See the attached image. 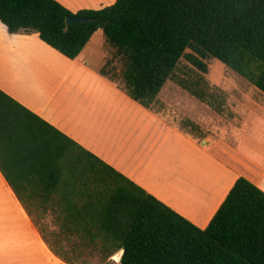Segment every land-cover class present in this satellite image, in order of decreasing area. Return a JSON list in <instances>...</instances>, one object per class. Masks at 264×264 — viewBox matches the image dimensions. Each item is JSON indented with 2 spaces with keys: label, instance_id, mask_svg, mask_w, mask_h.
Returning a JSON list of instances; mask_svg holds the SVG:
<instances>
[{
  "label": "trees",
  "instance_id": "16d2710c",
  "mask_svg": "<svg viewBox=\"0 0 264 264\" xmlns=\"http://www.w3.org/2000/svg\"><path fill=\"white\" fill-rule=\"evenodd\" d=\"M73 17L88 20L67 25ZM0 21L71 60L101 29L111 52L99 74L154 112L181 59L202 74L216 59L264 93V0H115L76 13L56 0H0ZM199 80L176 83L207 102ZM182 127L202 130L191 119ZM4 133L47 175L25 185L60 208L61 232L104 260L122 251L119 264H264V191L246 178L201 229L0 90Z\"/></svg>",
  "mask_w": 264,
  "mask_h": 264
},
{
  "label": "crops",
  "instance_id": "0c3cea01",
  "mask_svg": "<svg viewBox=\"0 0 264 264\" xmlns=\"http://www.w3.org/2000/svg\"><path fill=\"white\" fill-rule=\"evenodd\" d=\"M56 1L73 13L115 2ZM110 52L101 29L71 60L37 33H10L0 21V90L201 229L238 177L264 191V105L255 100L261 94L221 95L224 103L211 122L204 116L209 107L198 101L199 112L190 119L204 135H188L99 74ZM209 129L217 131L212 135ZM16 142L0 134V264L84 263L79 259L84 248L70 241L75 234L60 229L55 242L32 206L20 202L18 197H46L25 183L47 175L36 168L26 145ZM8 182L20 183L26 196Z\"/></svg>",
  "mask_w": 264,
  "mask_h": 264
},
{
  "label": "rangeland",
  "instance_id": "374dc122",
  "mask_svg": "<svg viewBox=\"0 0 264 264\" xmlns=\"http://www.w3.org/2000/svg\"><path fill=\"white\" fill-rule=\"evenodd\" d=\"M205 63L208 66V72L202 74L199 73L190 64H188L184 59H181L175 70V78L173 80H168L161 94V98L158 99L157 104L154 106L155 111L158 114L162 115L168 123L177 126L184 132H186V134L192 136L204 135V129L191 131L190 129L183 128L182 123L184 120L190 119V117L193 116L191 112H199L197 105H199L198 103L202 101L195 98L191 94L189 95V93L185 89L180 87L176 83V80L178 79H184L186 81H200V76L203 77V79L205 80V84H201L200 87L205 93H208L209 97L207 98V102L202 103L206 104L209 107V110H207L208 114L205 113L204 115L209 122L212 121L210 118L215 116L214 113H218L217 108L219 109L220 104L222 105L220 96L224 95L225 93L245 92L254 95L261 94V97L256 98L255 100L259 105H264V93L257 90L256 87L250 85L241 77L237 76L224 64L216 59L211 58L206 59ZM118 68H121V65H119ZM119 84L122 85V81H119ZM175 87H178V90H176ZM170 88H172V90ZM186 94H188L190 97H188ZM248 116H250L248 118L249 121H251L253 118L251 117V115ZM214 122L217 125V119H214ZM256 122L258 123L259 120H257ZM215 131H217V129H209L208 134L214 135ZM14 184L18 188H20V183ZM18 190L20 191V195L26 196L25 191L21 189ZM22 198L27 204L32 206L34 210L33 215L38 222L42 223L45 226V230L47 231V234L49 236H52V240H60L58 232L60 231L61 222L60 215L58 213L59 209H57L58 207L54 208L55 204L52 201H46L43 196H40L39 194H37L36 197L30 199L27 197ZM70 241H74L79 245V240L77 237L71 238ZM71 245L72 242H68L67 246ZM81 251L82 256H80L79 259H82V261H84V263L82 264H109L111 262L117 264L113 257L112 258L114 260H104L101 254L92 252V249H82ZM89 254H91L92 257H88ZM118 254L119 253H115V255Z\"/></svg>",
  "mask_w": 264,
  "mask_h": 264
},
{
  "label": "water",
  "instance_id": "95a60500",
  "mask_svg": "<svg viewBox=\"0 0 264 264\" xmlns=\"http://www.w3.org/2000/svg\"><path fill=\"white\" fill-rule=\"evenodd\" d=\"M87 18H83V17H73V18H67L66 19V24H74V23H81V22H85L87 21ZM109 264H114L113 262L109 263Z\"/></svg>",
  "mask_w": 264,
  "mask_h": 264
},
{
  "label": "bare ground",
  "instance_id": "6f19581e",
  "mask_svg": "<svg viewBox=\"0 0 264 264\" xmlns=\"http://www.w3.org/2000/svg\"><path fill=\"white\" fill-rule=\"evenodd\" d=\"M119 255L120 254L113 256V258L115 259L116 262H119V258H120Z\"/></svg>",
  "mask_w": 264,
  "mask_h": 264
}]
</instances>
